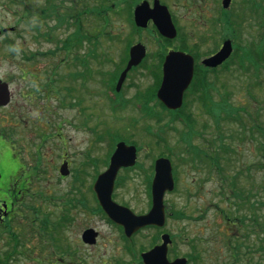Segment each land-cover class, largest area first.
<instances>
[{
  "label": "rangeland",
  "instance_id": "obj_1",
  "mask_svg": "<svg viewBox=\"0 0 264 264\" xmlns=\"http://www.w3.org/2000/svg\"><path fill=\"white\" fill-rule=\"evenodd\" d=\"M140 1L99 0L103 17L101 18L104 20L100 21L98 28L99 57L103 60V64L97 66L98 74L104 72L103 74L108 73L111 77L115 73L116 66L107 60L113 58L117 63L120 61L131 35H133L131 42L136 43L139 40L147 47L150 57L153 56L146 61L148 69L152 68L150 62L157 64V59L154 57L162 50L161 46L169 47L159 40L150 26L141 35L133 33L129 28L130 25L126 18L129 17L130 9ZM147 1L151 2V0ZM241 1L236 0L238 6L241 5ZM35 2L42 3L40 0H35ZM161 2L170 7L171 13L176 16L181 27L180 40L174 41L173 44L181 45L182 43L188 48L194 49L200 59L203 58L204 53L214 47V38L220 39L221 37L219 40L221 44L223 38L227 36L226 30L223 31L217 24L218 22L216 23L219 18L224 19L221 16L222 10L219 5L221 0H161ZM261 2L264 4V0ZM65 4L70 6L69 0ZM18 8V6L12 5L11 0H0V27L16 26L18 19L14 11ZM117 9L121 12L120 14ZM232 11L233 9L230 13ZM236 14H239L237 10L232 16L233 20L236 19ZM246 18L247 21H245ZM251 18V15L244 16L238 22L240 26L235 44L242 49V52L239 50L238 54L240 55L245 52L252 53L253 49L256 50L255 42L259 43L258 52L264 53V10L259 15H255L253 21ZM85 27L86 24L82 33L87 38H91L97 31L90 26L86 29ZM18 34H21V38L12 33H9L8 37L15 40L16 43H24V47H27L28 50L44 51L53 48V44L49 43L35 44L32 33L27 30V27L24 30L21 23L18 26ZM57 34L62 38L64 33L58 31ZM209 34H211V40ZM201 35L208 38L203 45L195 42ZM2 43L3 41L0 39V71L2 77L9 83L14 96L11 105L0 111V121L3 125L8 124L5 121L7 113L10 112L12 115L15 113L18 122H14L19 123L17 128L20 130V135L14 137L18 140L20 148L15 153L16 162L19 164L20 159L23 163L21 165L22 173L29 170L31 176L34 175L36 166L38 169L36 177L31 179L30 189L23 192L18 204L15 203L17 205L14 207L12 219L5 221L12 227V229L9 227L11 231L0 229V260L5 257V264H138L134 261V257L138 256L139 259V251H143L145 248L150 249L149 244L155 240L156 243L160 241L161 233H168L172 239L168 251L170 260L187 258L189 264H216L217 259H226L229 263L232 261L231 257H234L235 260H239L237 264H264V178L261 167L258 174L256 170V175L250 178L243 177L236 181L239 188L241 187L247 192H250L252 188L256 190L255 206L251 213L248 206H239L236 203L234 197L231 196H234L233 191L230 188L227 189L226 185L223 190L227 199L223 200L218 190L219 183L215 179L210 182L203 180L207 176L205 167L197 168L193 165L194 163L185 162L182 153L173 150L175 148L173 147V131L163 133L168 138V145L172 148L170 153L173 155L170 160L175 164V166L173 165V174L176 176L175 190L173 193L167 194L163 202L168 215L166 225L161 232L151 229L143 230L134 239L135 243L130 245V250H127L126 244L120 238L117 230L110 227L100 216V213L94 210L89 187L94 182L96 170L101 173L106 169L105 163L113 141L116 138L123 141L132 139L139 147L137 151L138 163L133 170L119 173L121 174L118 179L120 183L115 186L112 195H115L116 202L127 206L135 214L146 213L149 210L150 197L147 192L152 161L163 156L162 153H168L165 146L157 145L147 131L150 126L152 127L150 132L158 133L160 125L154 124L152 120L145 118L141 111L140 114L137 111L140 104L156 106L154 101L147 100V94H150L154 85L153 77L151 78L148 69L138 68L129 74L123 83L120 97L111 101L108 99L102 82L104 79L108 80L107 76L102 78L100 75L97 81L89 79L93 75V71L96 70V63L84 56L86 66L82 63L81 66L79 64L78 72L83 75L84 87L88 88V92L81 93L83 90H78V85L80 89L81 82L77 84L75 81H67V85L73 87L70 98L77 105L82 99V105L77 107L72 100L59 104L58 100L53 97H58V94L53 95L52 93L48 96L49 99L45 100L42 98L43 95L27 96V93H16L20 88L29 87L30 81L28 80L26 83L17 75L20 55H15L12 58L6 47H1ZM195 44L197 48L193 47ZM90 47L91 44L86 43L78 52L85 55L86 49ZM69 64L68 62V67H64L65 64L62 66L63 74L68 75L70 72H75V69L69 68ZM41 66H43V62ZM32 68L31 66L27 67V71L33 72ZM34 69L36 70V67ZM236 74L237 72L231 75L222 71L218 79L219 85L223 83L229 88L231 93L229 100L235 107L252 105L249 102V97L240 88L244 85L243 77ZM219 85H215L218 87V92H213L212 96L214 101L218 102L221 99L220 96L224 95H221ZM97 86L98 91L95 90ZM253 92L254 97L260 101L262 106L264 92L262 90ZM62 94L63 91L59 97ZM27 98L32 99L28 101ZM34 98L35 104H33ZM45 106L46 110L43 109ZM256 107L257 105L253 104L252 110L249 111L254 113ZM81 109L87 113V115L85 114L86 120L83 122V119L79 118ZM156 109L160 111L158 106ZM191 113L197 120L196 128L199 131L203 122L209 121V127L203 133L204 136L197 137V141H195V144L201 146L204 142L203 138L211 141V131L214 127L212 119L205 115L203 108L197 102L191 108ZM96 114H98L97 117ZM259 115L264 116V108L261 107ZM262 119L264 120V118ZM82 125L86 127L83 128ZM235 126L231 122H221L220 132L228 133L233 131ZM91 128L95 130H91ZM95 131L100 134L96 137L100 138L99 140H95ZM227 143L233 150L238 151L237 155L241 156L239 161L241 165L252 163L251 156L253 154L256 156L255 144H251L248 140L242 142L237 137L233 142ZM205 144L203 146H206ZM207 150L212 153L209 149ZM65 155L70 159L71 165L69 174L62 178L59 168L63 161L62 157ZM235 155L236 153L229 155L219 153L220 165L226 168L227 161H229L227 156L231 158ZM220 156H226V158H220ZM239 162L235 158L232 159L229 167L230 174L236 170ZM262 162L263 160L260 163ZM252 217H254L255 226L252 224ZM236 218L240 219L238 226L240 229L237 230L226 220L231 219L236 223L234 220ZM51 219L56 220L59 225L58 239L60 243L56 240L49 241V238L42 240L37 233V231L45 233L46 221ZM86 227L97 229L101 235L98 245L93 248L84 246L81 241V232ZM49 230L46 231L50 233ZM51 233H53L52 230ZM61 235L65 241H62ZM235 235L237 238L233 237ZM156 236L158 239L154 240L153 238ZM244 236L248 237L246 241L244 240L245 248L241 247L235 254L236 256H232L231 249L226 247V240L230 239L229 245L237 247L238 240ZM211 238L217 241L210 242ZM8 245L18 247V251L14 253L12 248L7 247ZM68 248L71 251L70 255H67ZM6 252L8 253L5 254ZM210 254L216 258L209 257Z\"/></svg>",
  "mask_w": 264,
  "mask_h": 264
},
{
  "label": "water",
  "instance_id": "obj_2",
  "mask_svg": "<svg viewBox=\"0 0 264 264\" xmlns=\"http://www.w3.org/2000/svg\"><path fill=\"white\" fill-rule=\"evenodd\" d=\"M229 0H224V6H227ZM146 4L138 6L135 11V20L138 26H145L148 19H153L160 33L169 38L175 36V31L171 23L169 13L164 6H159L155 1L154 9L147 10ZM221 50L213 57L206 59V66H216L222 63L231 52L229 41L223 43ZM130 60L126 69L118 79L116 89L119 90L123 79L132 66L137 65L145 55V49L141 45L130 48ZM163 77L160 87L157 91L158 99L169 109H176L181 106L183 91L188 87L193 73V61L189 55L180 52H171L166 56L163 65ZM9 101V91L6 83L0 81V105L7 104ZM136 149L133 146H127L123 142L116 145V149L111 156L110 165L105 174H101L94 185V190L99 200L100 206L105 210L107 216L114 222L122 225L128 235L136 230L149 225L162 226L165 222V212L163 206V197L165 192L172 191L174 182L171 174V164L168 159L161 158L155 162V176L152 182V207L148 214L136 216L129 209L116 205L111 200L116 173L121 167L133 166L136 159ZM89 238L92 234L89 233ZM168 236L162 237L163 243L155 246L150 251L143 253L141 258L144 264H185V259H176L168 262L166 258Z\"/></svg>",
  "mask_w": 264,
  "mask_h": 264
},
{
  "label": "flooded vegetation",
  "instance_id": "obj_3",
  "mask_svg": "<svg viewBox=\"0 0 264 264\" xmlns=\"http://www.w3.org/2000/svg\"><path fill=\"white\" fill-rule=\"evenodd\" d=\"M222 14L223 13H221V15ZM203 58L197 61V64L195 66V71L196 69L199 71L200 69H202L203 71H206V67L202 66L201 64ZM47 93H48V86H45L43 90V95L46 96ZM32 95L33 93H27V96H32ZM30 99L32 98H27L28 101ZM2 109L3 108L0 107V111ZM15 117L16 116L14 113L10 119V124H7L5 127H3L2 123L0 124V133H1V136H0V224L2 225H4L5 221L12 219L11 217L14 214V207L18 204L21 198L22 192L28 191L30 189L31 179L36 176V173H37L36 170L38 169V166H36L35 173L33 176H31V174H29V170L28 171L25 170V172L22 173L23 167L21 165L23 163L21 162L20 159H19V164L18 162H16L17 158H16L15 153L18 151L15 149L16 147H18L19 142L18 140L14 139V137H18L20 135V130L17 128L19 123L18 124L15 123V122H18V120ZM4 131L6 132L8 138H11V140L13 141V144H9L3 138L2 133ZM65 161L70 165L69 160L65 159ZM4 162H6L7 164ZM104 219L106 223L109 224L110 227H113L114 229H116L120 233V236H121V233H122L121 228L118 225H115L110 220H107L106 218ZM87 229H92L95 231L96 233L95 244L94 245H89V244H84V243L83 244L84 246L93 248L94 246L98 245L101 235L99 231L93 227L91 228L86 227V229H84L81 232V234ZM141 232L142 230L138 231L137 233L132 235V237L129 238V240L132 242ZM62 239L64 240L65 238L62 237Z\"/></svg>",
  "mask_w": 264,
  "mask_h": 264
},
{
  "label": "trees",
  "instance_id": "obj_4",
  "mask_svg": "<svg viewBox=\"0 0 264 264\" xmlns=\"http://www.w3.org/2000/svg\"><path fill=\"white\" fill-rule=\"evenodd\" d=\"M77 34H78V32H76V33L74 32L71 35H69V37L71 38V36H72V38H75L77 40ZM260 52H257L258 53V59L253 58V57L251 59L250 58L251 56L249 57L250 53L249 54L244 53L245 57L246 56L248 57V60H246L247 62L240 63L239 67H237L235 69V72H238L239 74L238 73L237 74L239 76L243 77V79H244V85L240 86V87L245 92V95H247L249 98L252 97V94H254L253 91H255V88H257V86H259V89H264V53L261 54ZM84 56L85 55H83V57ZM82 61H83L82 64L84 66H86L85 60L82 59ZM230 66H232V65H230ZM230 66H229V69L228 68H226V69H228L229 74H233L234 71L232 69H230ZM196 79L201 82L203 80V77L198 74L196 76ZM156 85L158 86V79H157ZM228 95H230V92H227V94L225 95L226 99H227L225 101L226 104H224V105H221V104L214 105L213 104V106L210 108L212 113H214V116L216 118V119L215 118L214 119H215V122L217 125L216 126L217 129L219 130V123H220L221 119H223L225 117V115H222V113H224V111H226V113L228 115H232V116H226L227 121H229L230 117H232L236 121H238V123H239V128L237 129V131L235 133L238 132V134L242 135L240 137H246L245 135L251 137V135H253L252 126H246L242 123V120L244 119V116H242V115L244 112H246V113L249 112L250 105H242L243 107H241V106L235 107L234 104H232L230 102ZM167 114H168V117L170 118L168 120H170L172 123L177 120V115L174 114L173 112H167ZM182 117H183V115H182ZM160 119H161V116H158V118L155 120H157L156 121L157 123L158 122L160 123V122H162V120H160ZM182 121H184V120L182 119ZM233 133H234L233 131L228 132V134L219 133V137H217L218 138V142H217L218 147L217 148L222 149L224 152L231 151L229 148V145L228 146L227 145L221 146V145H219V143L225 144L224 139L230 141V139H232V137H234ZM4 163H6V162H4ZM229 264H234V263L232 262Z\"/></svg>",
  "mask_w": 264,
  "mask_h": 264
},
{
  "label": "bare ground",
  "instance_id": "obj_5",
  "mask_svg": "<svg viewBox=\"0 0 264 264\" xmlns=\"http://www.w3.org/2000/svg\"><path fill=\"white\" fill-rule=\"evenodd\" d=\"M24 162V161H23Z\"/></svg>",
  "mask_w": 264,
  "mask_h": 264
}]
</instances>
